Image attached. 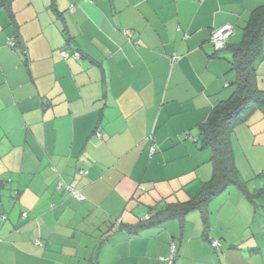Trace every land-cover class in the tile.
Here are the masks:
<instances>
[{
  "label": "crops",
  "instance_id": "1",
  "mask_svg": "<svg viewBox=\"0 0 264 264\" xmlns=\"http://www.w3.org/2000/svg\"><path fill=\"white\" fill-rule=\"evenodd\" d=\"M263 3L0 8V264H169L173 241L175 264H264V107L232 133L246 191L230 186L204 211L159 214L213 174L198 125L232 95L231 46ZM224 24L233 33L217 51L211 35ZM255 67L264 89V46Z\"/></svg>",
  "mask_w": 264,
  "mask_h": 264
},
{
  "label": "trees",
  "instance_id": "2",
  "mask_svg": "<svg viewBox=\"0 0 264 264\" xmlns=\"http://www.w3.org/2000/svg\"><path fill=\"white\" fill-rule=\"evenodd\" d=\"M12 2L13 0H0V8L10 11ZM243 30L241 41L231 46V70L236 75L232 95L218 102L208 119L198 125L202 146L212 148L210 160L213 174L190 199L171 203L168 208L160 211L159 214L164 218L183 216L194 209L204 211L209 202L230 186H238L246 191V181L240 177L234 160L232 133L256 109L264 107V89L257 85L255 67L256 62L263 56L264 3L253 10ZM10 40L14 42V48L19 47L16 40L11 38L9 42ZM22 52L25 53V50L22 49ZM80 173L83 175L84 171L81 170Z\"/></svg>",
  "mask_w": 264,
  "mask_h": 264
},
{
  "label": "built area",
  "instance_id": "3",
  "mask_svg": "<svg viewBox=\"0 0 264 264\" xmlns=\"http://www.w3.org/2000/svg\"><path fill=\"white\" fill-rule=\"evenodd\" d=\"M232 33H233V27L230 24H224L223 26H221L220 28L212 32L210 40L215 46L216 50H221L226 47L227 39ZM9 43L11 45H14V42L12 40H10ZM62 55L64 57H68L69 53L66 51H63ZM74 56L78 57V54H74ZM187 134H190V132L188 131ZM66 190L70 192L73 198L78 199V200L84 199V196L82 195V193L79 190L75 189L74 187L70 185H66ZM23 217H27V213H23ZM3 218L5 219L6 217L3 216ZM146 218H149V215ZM38 243H40V241H38ZM211 245L214 249H219L221 243L219 240L215 239L211 241ZM177 253H178V244L175 241H173L170 245V251H169L168 256L162 259H165L169 264H175L176 259H177Z\"/></svg>",
  "mask_w": 264,
  "mask_h": 264
},
{
  "label": "rangeland",
  "instance_id": "4",
  "mask_svg": "<svg viewBox=\"0 0 264 264\" xmlns=\"http://www.w3.org/2000/svg\"><path fill=\"white\" fill-rule=\"evenodd\" d=\"M61 26L63 27V25H61ZM67 51H68V52H70L68 49H67ZM194 130H196V132L198 131V129H197V128H195V127H194ZM201 145H202V144H201ZM205 149H208V150H210V152L212 153V151H211V150H212V148H211L210 146H208V147H207V148H205ZM3 220H5V219L3 218Z\"/></svg>",
  "mask_w": 264,
  "mask_h": 264
},
{
  "label": "clouds",
  "instance_id": "5",
  "mask_svg": "<svg viewBox=\"0 0 264 264\" xmlns=\"http://www.w3.org/2000/svg\"><path fill=\"white\" fill-rule=\"evenodd\" d=\"M148 219V218H147Z\"/></svg>",
  "mask_w": 264,
  "mask_h": 264
}]
</instances>
